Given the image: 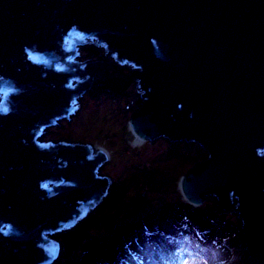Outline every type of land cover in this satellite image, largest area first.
<instances>
[{"label": "water", "instance_id": "obj_1", "mask_svg": "<svg viewBox=\"0 0 264 264\" xmlns=\"http://www.w3.org/2000/svg\"><path fill=\"white\" fill-rule=\"evenodd\" d=\"M90 40L105 53L75 59ZM111 59L132 69L100 78ZM131 85L139 135L208 153L185 200L237 212L245 256L264 264V0H0V264H54L53 235L102 202L106 152L40 138L92 87Z\"/></svg>", "mask_w": 264, "mask_h": 264}, {"label": "rangeland", "instance_id": "obj_2", "mask_svg": "<svg viewBox=\"0 0 264 264\" xmlns=\"http://www.w3.org/2000/svg\"><path fill=\"white\" fill-rule=\"evenodd\" d=\"M93 41L79 45L75 59L86 60L104 54V47ZM131 67L111 59L108 71L100 78L125 76ZM127 90L128 95H123L92 87L76 102L77 108L70 119H62L40 138L42 141L103 144L112 155L111 161L99 170L112 180L102 202L73 227L53 235L61 243L54 264H256L245 256L242 222L234 210H222L223 221H211L206 238L202 241L199 238V243L194 240L197 235L185 238L178 222L159 216L160 213L157 217L151 215L139 220L141 228L135 233L137 239L124 237L119 242V237L136 219L152 207H160L167 195L170 194L168 199L173 201L185 198L179 188L182 177L208 156L207 151L195 143L186 142L179 147L177 141L165 137L132 146L133 111L126 108V98L136 96L137 89L131 85ZM211 203L217 205L216 196H206L204 202L194 208H209ZM118 208L122 210L121 215L112 226ZM170 212L179 213L176 208ZM146 225L148 229L153 225L161 226L164 236L139 235ZM199 227L203 236L206 224L201 223Z\"/></svg>", "mask_w": 264, "mask_h": 264}, {"label": "trees", "instance_id": "obj_3", "mask_svg": "<svg viewBox=\"0 0 264 264\" xmlns=\"http://www.w3.org/2000/svg\"><path fill=\"white\" fill-rule=\"evenodd\" d=\"M186 143V141H181L178 142L177 145L180 147L181 145H184ZM191 142H189L190 145ZM97 146H105L103 144H99ZM167 181V180H166ZM170 195V194H169ZM169 195H167L162 201L163 204L160 205V207H152L148 212L144 213L143 215H141V217H139V219H136L134 224H132V226L128 227V229L126 231L123 232L122 236L119 237V242L122 241V239L124 237H130L132 239H137V237L135 238V233L141 228L140 224H138L139 220H145L148 219L151 215L154 217H157V215L159 216H164L166 219L169 218L171 220H175L176 222H178V224L180 225L179 231L181 234L184 235L185 238H189L190 236H194L197 235L198 238L194 239L197 243H199V238L202 239L206 238L205 233L208 232V229H210V225H212L211 221H223V218L220 215V212L222 210H220L218 208V205H214V203L209 204V208H206V206H200V207H196L193 204H191L190 202H188L187 200L183 199H176L175 201L170 200L168 198H171ZM167 199V200H165ZM106 202V201H105ZM113 204V202H112ZM109 205V204H107ZM176 208V210H178L179 213L177 214H172L170 212L171 209ZM124 209V208H123ZM118 212H116V218L114 221H112V226L113 224L116 223L117 219L120 217L121 215V209H117ZM147 223V222H145ZM201 223H205L206 224V229L202 235V231L200 232L199 230V224ZM110 224V223H109ZM146 229L143 228V231L139 234H144V236L149 233L150 235H156L158 237H162L164 235L163 232V228L161 226L158 225H153L152 228H147L148 226H145ZM113 232V231H112ZM139 233V232H138ZM111 237H114L115 235L110 234ZM108 237H104V238H109ZM134 236V237H133ZM100 240V238H98ZM137 241V240H136ZM137 243V242H136ZM65 255V254H64ZM63 255V258H64Z\"/></svg>", "mask_w": 264, "mask_h": 264}, {"label": "bare ground", "instance_id": "obj_4", "mask_svg": "<svg viewBox=\"0 0 264 264\" xmlns=\"http://www.w3.org/2000/svg\"><path fill=\"white\" fill-rule=\"evenodd\" d=\"M130 129H131V132L133 134L132 135V137H133L132 146H142L144 144V142H146V139L143 136L139 135L132 127H130ZM100 147H101L102 150H104L106 152L107 156L108 155L110 156L109 161H111L112 155H111L110 150L108 148L104 147V146H100ZM179 188H180V192H182L181 181H180ZM182 194H183V192H182ZM184 199H186V197Z\"/></svg>", "mask_w": 264, "mask_h": 264}, {"label": "built area", "instance_id": "obj_5", "mask_svg": "<svg viewBox=\"0 0 264 264\" xmlns=\"http://www.w3.org/2000/svg\"><path fill=\"white\" fill-rule=\"evenodd\" d=\"M137 95H138V92H137L136 96H129L126 98L128 101L126 108L129 109V111H134L136 109L135 100H136ZM109 159H110V156H108V160Z\"/></svg>", "mask_w": 264, "mask_h": 264}, {"label": "snow or ice", "instance_id": "obj_6", "mask_svg": "<svg viewBox=\"0 0 264 264\" xmlns=\"http://www.w3.org/2000/svg\"><path fill=\"white\" fill-rule=\"evenodd\" d=\"M3 112H4V113H7V112H8V109H7V108H4V109H3Z\"/></svg>", "mask_w": 264, "mask_h": 264}]
</instances>
